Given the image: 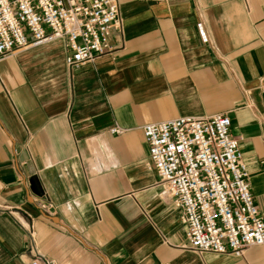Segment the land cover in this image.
<instances>
[{
    "label": "crops",
    "instance_id": "crops-1",
    "mask_svg": "<svg viewBox=\"0 0 264 264\" xmlns=\"http://www.w3.org/2000/svg\"><path fill=\"white\" fill-rule=\"evenodd\" d=\"M117 1L110 56L72 70L55 41L0 59V264H264V246L186 247L142 134L228 116L264 214V0Z\"/></svg>",
    "mask_w": 264,
    "mask_h": 264
},
{
    "label": "built area",
    "instance_id": "built-area-1",
    "mask_svg": "<svg viewBox=\"0 0 264 264\" xmlns=\"http://www.w3.org/2000/svg\"><path fill=\"white\" fill-rule=\"evenodd\" d=\"M119 11L117 0H0V59L17 49L64 41L67 68L92 64L114 53L110 37L119 27ZM230 129L224 114L142 127L150 165L180 211L186 247L198 254L238 255L264 246V214Z\"/></svg>",
    "mask_w": 264,
    "mask_h": 264
}]
</instances>
